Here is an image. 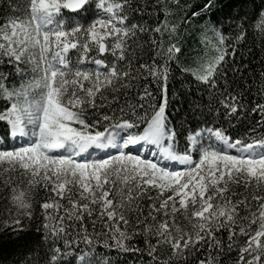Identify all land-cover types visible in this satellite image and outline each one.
<instances>
[{
  "label": "snow or ice",
  "instance_id": "1",
  "mask_svg": "<svg viewBox=\"0 0 264 264\" xmlns=\"http://www.w3.org/2000/svg\"><path fill=\"white\" fill-rule=\"evenodd\" d=\"M0 125V264H264V0H0Z\"/></svg>",
  "mask_w": 264,
  "mask_h": 264
},
{
  "label": "trees",
  "instance_id": "2",
  "mask_svg": "<svg viewBox=\"0 0 264 264\" xmlns=\"http://www.w3.org/2000/svg\"><path fill=\"white\" fill-rule=\"evenodd\" d=\"M185 2L195 4V3H199V0H185ZM162 18H163V16H161V19ZM186 41H187V44L189 46L193 45V41L190 37L186 36ZM185 51H187V49H185ZM179 78H180L179 74L177 73V79H179ZM176 87H178V85H176L175 81L170 80L169 81V97H170L171 103H170V106L168 108V113L170 114V116L178 118L177 113L180 112L183 101H182L181 97H175V98L172 97V91ZM182 114L183 113L180 112V115H182ZM3 131H4L3 126L0 125V135L3 134ZM132 259H133V257H131V256L126 257V264H130V261Z\"/></svg>",
  "mask_w": 264,
  "mask_h": 264
}]
</instances>
